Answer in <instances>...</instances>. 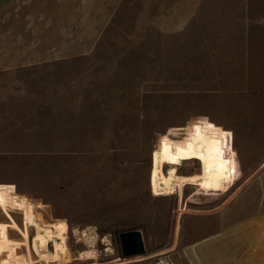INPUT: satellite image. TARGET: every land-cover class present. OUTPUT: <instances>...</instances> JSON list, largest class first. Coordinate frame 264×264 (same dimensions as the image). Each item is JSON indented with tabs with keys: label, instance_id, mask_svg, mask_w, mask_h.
<instances>
[{
	"label": "rangeland",
	"instance_id": "obj_1",
	"mask_svg": "<svg viewBox=\"0 0 264 264\" xmlns=\"http://www.w3.org/2000/svg\"><path fill=\"white\" fill-rule=\"evenodd\" d=\"M166 136L218 143L222 192L155 196ZM201 171L191 160L178 174ZM241 194L206 234L217 221L204 215ZM261 196L264 0H0V264H183L181 251L189 264H243L256 244L243 206ZM4 205L14 240L25 209L66 223L70 256L40 261L33 226L29 246L3 247ZM132 230L147 252L125 258L119 236Z\"/></svg>",
	"mask_w": 264,
	"mask_h": 264
},
{
	"label": "bare ground",
	"instance_id": "obj_2",
	"mask_svg": "<svg viewBox=\"0 0 264 264\" xmlns=\"http://www.w3.org/2000/svg\"><path fill=\"white\" fill-rule=\"evenodd\" d=\"M191 160H196L201 165V174L194 176L179 175L178 170L181 165ZM165 167H169L167 173L164 171ZM151 185L155 196L174 194L182 191L185 185H196L200 190L208 193L222 192L221 146L206 139H182V141H176L172 140L170 136H166L159 149L153 155ZM178 193L180 194V192ZM15 208V206L4 205L2 209L8 219L13 221L12 225L3 224V247L6 244H16L21 248L22 246H29V227L33 226L37 229L36 236L33 238V250L37 252L40 261L49 263L51 260H62L67 253H69L68 257L70 256V252H67L66 242L68 225L66 223L45 225L35 220L32 211L28 209L23 211L24 218L27 221L25 230H23L25 240L20 241L9 238V227L20 230L10 214V211L15 210ZM83 234L85 236V233ZM51 244L55 248L54 252L49 249Z\"/></svg>",
	"mask_w": 264,
	"mask_h": 264
},
{
	"label": "crops",
	"instance_id": "obj_3",
	"mask_svg": "<svg viewBox=\"0 0 264 264\" xmlns=\"http://www.w3.org/2000/svg\"><path fill=\"white\" fill-rule=\"evenodd\" d=\"M242 195L243 194H241L240 196L228 201L226 204H224L223 207L215 210L214 212L206 213L204 215V216H206V220H209V218H213L212 219L213 222L217 221L216 225H214V224L211 226L206 225V234H210L211 232L216 230V227L218 225H226V223L231 222L230 220H232V219H230L229 216L226 217V215H227L226 213L229 210V208L233 205V203L236 200H238ZM262 196L260 199L259 198L257 199V202H255L254 205L251 204L252 202L249 201L245 204V206H243V208L245 207V209L247 208V210H251V212H252L253 219L251 221V228H252L253 233L251 235H252V239L256 240V244L254 245V247L250 250L249 253H247L246 256H244V259L242 260V262H244L243 264H264V200L262 199ZM234 213L237 214V211ZM196 215H199V214H196ZM214 220H216V221H214ZM8 232H9V230H8ZM259 232H262V233L259 234ZM206 238H208V237H206ZM191 244L192 243L187 242L181 248H185L186 246H191ZM179 248H180L179 245L177 246L176 244H172L170 247V251H171V253H174ZM179 251H181V250H179ZM180 253H181L182 259L186 260V263H183V264H189L187 262L188 259L185 255L184 251H181ZM235 259H236V261H239L240 257H237V255H236ZM177 264H182L179 259L177 260Z\"/></svg>",
	"mask_w": 264,
	"mask_h": 264
},
{
	"label": "water",
	"instance_id": "obj_4",
	"mask_svg": "<svg viewBox=\"0 0 264 264\" xmlns=\"http://www.w3.org/2000/svg\"><path fill=\"white\" fill-rule=\"evenodd\" d=\"M119 238L123 257L141 256L147 252L146 241L141 230L122 232Z\"/></svg>",
	"mask_w": 264,
	"mask_h": 264
},
{
	"label": "built area",
	"instance_id": "obj_5",
	"mask_svg": "<svg viewBox=\"0 0 264 264\" xmlns=\"http://www.w3.org/2000/svg\"><path fill=\"white\" fill-rule=\"evenodd\" d=\"M120 261H121V258H118L117 260H115L114 262L110 264H120ZM151 264H175V263L173 262V260H171L167 256H160Z\"/></svg>",
	"mask_w": 264,
	"mask_h": 264
}]
</instances>
